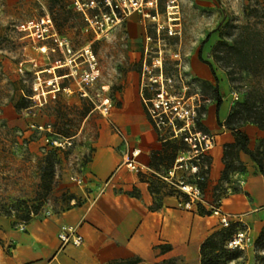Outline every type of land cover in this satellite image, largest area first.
<instances>
[{
	"label": "rangeland",
	"instance_id": "rangeland-1",
	"mask_svg": "<svg viewBox=\"0 0 264 264\" xmlns=\"http://www.w3.org/2000/svg\"><path fill=\"white\" fill-rule=\"evenodd\" d=\"M67 1L66 9H71V13L56 10L58 5H52L51 0H0V220H9L11 227L18 231L25 230L26 223L19 217L27 208L37 209L34 218L60 213L71 206L62 196L70 194L62 187V182L75 181L92 156L98 125L107 116L101 113L102 98L111 99V108L118 105V96L132 75L138 78L144 98H152L162 82L167 94L177 97L181 104L197 105L196 113L201 119L195 122L194 129H201L199 125H202L206 106L216 103L215 95L220 97L223 109L230 110L231 93L237 92L241 97L245 80L236 70L226 75L215 56L223 47L220 41L231 39L237 27L247 21L245 13L263 0H157L159 31L149 17L132 9L117 22L112 10L116 16L120 15L115 3L121 0H110L111 6L95 0L100 3L99 9H89V13H97V23L85 21L72 0ZM125 1L130 5L129 0ZM141 1L143 12L151 15L153 9L148 3L144 5L149 0ZM102 13L110 18L106 21ZM46 14L52 20L56 37L46 41L49 49L41 53L36 43L22 37L16 25ZM65 17L67 19L63 20ZM101 22L104 30L95 34L93 27ZM169 25L179 29V34L169 35ZM135 31L140 42L137 52L133 53L129 39ZM199 52L202 59L213 66L216 79L212 76L211 85L217 87V93L203 86V78L193 73L191 64L202 63L198 59ZM64 63L67 65L63 68L48 70ZM91 63L97 72L93 82L86 86L81 79L84 73L91 71ZM36 73L44 81L54 75L64 78L51 84L43 83L48 93L44 99H38L32 90ZM155 79L157 81L153 82ZM56 83L59 89L51 92L52 84ZM81 88L87 96L81 95ZM23 95L28 99L27 107L14 108L16 116L8 118L6 107H14ZM142 104L146 110L143 101ZM86 109L90 111L83 117ZM45 123L52 124L53 137L59 139L62 146L55 151L52 189L43 199L38 194L40 167L43 157L52 150L43 139L44 133L32 126ZM154 128L160 138H167L173 144L177 142L169 138L167 126ZM66 130L71 136L62 135ZM234 226L235 231L240 228L237 224ZM247 233L249 242L243 248H228L225 243L226 264H264V226L255 234L248 223ZM199 262L200 255L192 263L165 258L149 264Z\"/></svg>",
	"mask_w": 264,
	"mask_h": 264
},
{
	"label": "crops",
	"instance_id": "crops-1",
	"mask_svg": "<svg viewBox=\"0 0 264 264\" xmlns=\"http://www.w3.org/2000/svg\"><path fill=\"white\" fill-rule=\"evenodd\" d=\"M140 36L132 32L129 42L137 52ZM196 76L211 83L208 66L192 63ZM119 104L100 120L92 156L77 175V181H63L75 198L60 213L31 218L24 231L13 229L9 220H0V264H107L114 259L137 258L143 264L171 258L184 263L198 260L200 246L220 229L217 217L210 214L216 187H229L221 200V210L249 223L254 233L264 226V178L247 154L239 153L245 171L235 172L228 182L221 181L223 147L232 143V132L217 123L216 103L206 106L203 129L216 136L210 151V167L204 186V204L184 209L168 188L152 192L147 176L128 170L122 161L127 150L138 149L139 163L150 166L153 153L164 149L167 138H160L142 104L140 83L132 75ZM228 108L220 105L218 117L224 121ZM8 118L16 116L13 106L5 109ZM118 126L126 144L114 132ZM248 136V148L254 150L264 130L247 123L240 128ZM143 177V178H142ZM110 179L104 188V182ZM103 187V192H100ZM235 188V189H234ZM78 202L76 205L74 203ZM204 211L205 213H202ZM236 219V218H235ZM62 226L74 228L82 237L79 246L61 245L58 232Z\"/></svg>",
	"mask_w": 264,
	"mask_h": 264
},
{
	"label": "built area",
	"instance_id": "built-area-1",
	"mask_svg": "<svg viewBox=\"0 0 264 264\" xmlns=\"http://www.w3.org/2000/svg\"><path fill=\"white\" fill-rule=\"evenodd\" d=\"M130 5L126 4L125 0L115 3V8L120 12L119 16H116L113 12L114 19L119 22L123 17L128 16L132 11H138L143 17H149L156 25V30L161 28L159 25V14L157 11V0L146 1L144 5L149 4L153 9L151 15L143 12V4L141 0H129ZM75 8L82 14L85 21L91 23L98 22L97 13H89V9H99L100 3L95 0H72ZM101 5L111 6L110 0H102ZM107 21L110 17L106 13H102ZM112 20V19H111ZM174 25H169L167 32L169 35L179 34V29ZM18 32L23 34V38H29L33 43L37 44V48L41 53H46L49 47L46 45V41L55 38L56 32L53 28L51 18L46 14L40 16L36 20H28L20 22L16 25ZM103 24L93 27L95 34L103 32ZM62 45V42H59ZM89 53V50L85 51ZM93 60V56H91ZM72 60H69L71 63ZM67 64V63H66ZM21 65V63H20ZM91 71L84 73L81 82L84 85H89L93 82L97 70H94V65L90 64ZM21 71V67H18ZM70 73L69 75H71ZM62 77V76H61ZM54 78V77H53ZM53 78L44 81L36 73L35 80L32 84L33 96L38 99L42 97L44 99L45 94L48 91L44 90L43 83L47 82L51 84ZM155 79L153 82H156ZM55 92L59 89L58 84H52ZM82 89V96H87V92ZM240 98L237 92L231 93L232 103L238 101ZM103 115H108L112 102L109 97L102 98ZM142 101L145 105L147 115L153 125L160 129L161 126H167L170 130V137L177 139L183 144V148L178 150L172 165L164 172H156L150 166L143 165L138 162L137 156L139 154L138 149L127 150L122 161L128 170L136 173L140 176L152 177L159 182L163 183L168 189L172 190L178 199L179 206L184 209H192L194 206L203 205L204 189L201 188V183L206 180L208 176L206 173L208 167V158H210V151L214 148L216 143V136L208 131L202 129H194L195 122L201 119L200 115L196 113L197 105L189 103L187 105L181 104L180 100L175 96L167 94L164 89V85L160 82V86L157 87L156 92L152 98L142 97ZM38 132L44 133L45 143L52 149H59L62 146V142L54 138L53 128L51 123L39 124L32 126ZM114 132L122 139V142L126 144V139L123 131L116 125L112 126ZM78 185H83L82 178L76 179ZM110 179L104 182L103 187L109 183ZM149 185V184H148ZM103 187L100 192H103ZM222 195L213 197L212 202L209 205L210 215L217 217L219 224L223 228L229 227L232 223H238L240 228L232 235V237L226 242L228 248H243L247 242H249V236L247 233V225L239 219V217H233L232 215L224 213L221 206ZM236 218V219H235ZM23 226V224H22ZM58 239L61 245L72 244L79 246L82 243V237L76 233L74 228L70 226H62L58 232Z\"/></svg>",
	"mask_w": 264,
	"mask_h": 264
},
{
	"label": "trees",
	"instance_id": "trees-1",
	"mask_svg": "<svg viewBox=\"0 0 264 264\" xmlns=\"http://www.w3.org/2000/svg\"><path fill=\"white\" fill-rule=\"evenodd\" d=\"M52 5H58L56 10L71 13V9H66L68 4L67 0H51ZM264 0L258 7L251 9L245 13L247 21L243 25H239L236 34L229 40L220 41L222 49L215 56V60L220 62L224 72L229 76L231 72L236 70L244 77V93L238 101L233 102L232 108L229 110L224 121H221L218 117V111L221 105V99L215 95L216 101V118L219 126L232 132L234 141L227 143L223 147V170L220 180L228 182L229 176L235 172L242 173L245 171V165L239 159V153L247 154L250 159L256 164L257 169L261 176L264 178V138L258 141V144L254 150L248 148V136L240 128L251 123L258 127L260 130H264ZM250 18L252 21H250ZM65 17L63 20H66ZM198 59L204 64H207L211 75L216 79L213 66L202 59L200 52L198 53ZM203 86L207 88H213V92L217 93V87H212L209 81H202ZM27 98L25 95L21 96L18 102L14 105L16 110L27 107ZM90 109L83 111V117H85ZM199 125V123H198ZM202 130L203 125H199ZM64 137H69V132L63 131ZM164 149L161 152L153 153L151 157L150 167L156 172L166 171L173 163V160L183 144L177 140L176 143H171L170 140H166L164 143ZM46 154L42 159V165L40 167V181L38 184V194L40 198H46L50 193L53 185V179L55 175V151ZM210 167V158H208V167L206 173L208 175ZM143 178V177H142ZM207 179V177H206ZM149 188L152 192H156L157 187H166L159 180L149 177ZM205 182H202L201 188L204 189ZM167 188V187H166ZM229 187H216L213 197H224L228 192ZM235 189V188H234ZM172 193L173 191L169 189ZM174 193V192H173ZM64 199L70 203L75 197L72 194L66 195L63 193ZM78 202L75 201L73 205ZM201 206V205H199ZM198 206V207H199ZM70 206L68 205L66 209ZM205 213L204 211H201ZM37 214L36 208H27L23 215L19 217V220L23 223H27L33 215ZM206 214H211L210 210ZM234 224L229 227H221L219 230L207 237L200 246V262L199 264H226L224 256L228 252L225 249V243L235 233ZM240 226V225H239ZM141 261L137 258H124L114 259L107 264H140Z\"/></svg>",
	"mask_w": 264,
	"mask_h": 264
},
{
	"label": "bare ground",
	"instance_id": "bare-ground-1",
	"mask_svg": "<svg viewBox=\"0 0 264 264\" xmlns=\"http://www.w3.org/2000/svg\"><path fill=\"white\" fill-rule=\"evenodd\" d=\"M66 65H67L66 63H64V64H58V65H56V66H53V67L49 68L48 70H50V71L53 70V71H54L56 68H61V67L63 68V67L66 66ZM193 70H194V71H197V69H196L195 66L193 67ZM65 76L67 77V76H69V75H65ZM61 78H64V77H61ZM61 78L58 77L57 75H54L53 80H59V79H61Z\"/></svg>",
	"mask_w": 264,
	"mask_h": 264
}]
</instances>
